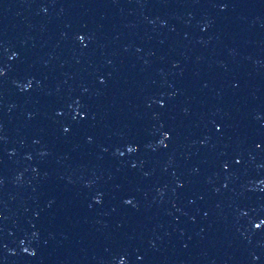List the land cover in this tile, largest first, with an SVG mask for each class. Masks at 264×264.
<instances>
[{"label": "water", "instance_id": "1", "mask_svg": "<svg viewBox=\"0 0 264 264\" xmlns=\"http://www.w3.org/2000/svg\"><path fill=\"white\" fill-rule=\"evenodd\" d=\"M0 264H264V0H0Z\"/></svg>", "mask_w": 264, "mask_h": 264}]
</instances>
